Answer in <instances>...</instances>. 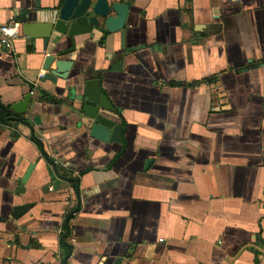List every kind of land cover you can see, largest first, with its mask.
<instances>
[{
  "label": "crops",
  "instance_id": "crops-1",
  "mask_svg": "<svg viewBox=\"0 0 264 264\" xmlns=\"http://www.w3.org/2000/svg\"><path fill=\"white\" fill-rule=\"evenodd\" d=\"M117 1L124 42L82 37L56 86L19 23L35 0H0L21 27L0 45V264H64L63 238L68 264H264V0ZM95 77L120 143L75 109Z\"/></svg>",
  "mask_w": 264,
  "mask_h": 264
},
{
  "label": "water",
  "instance_id": "water-1",
  "mask_svg": "<svg viewBox=\"0 0 264 264\" xmlns=\"http://www.w3.org/2000/svg\"><path fill=\"white\" fill-rule=\"evenodd\" d=\"M130 6L117 0H49L48 5L42 6L41 0H35V6L19 20L23 35L34 44H40L41 68L44 74L39 78L41 83L50 82L58 85L67 80L74 62L65 59L76 50L79 39L96 34L106 37L121 34L122 42L126 38L127 19ZM70 42L71 48L63 49V45ZM82 91L76 95V87H70L76 102L75 109L82 117V123L90 131L92 138L104 143H120L122 125L113 120L115 107L109 101L102 89L101 78L88 79L83 84ZM80 91V90H79ZM30 96L23 102L12 106L10 114L13 120L24 123L21 116L25 115ZM0 115L8 118V114L0 111ZM55 169L57 166L51 162ZM32 168L26 173L23 183L28 180ZM76 183L79 181L69 180ZM79 196V192L77 191ZM33 204L14 208L12 217L20 219ZM68 249L64 264H68L72 248L62 239Z\"/></svg>",
  "mask_w": 264,
  "mask_h": 264
},
{
  "label": "built area",
  "instance_id": "built-area-1",
  "mask_svg": "<svg viewBox=\"0 0 264 264\" xmlns=\"http://www.w3.org/2000/svg\"><path fill=\"white\" fill-rule=\"evenodd\" d=\"M21 35V27L19 24L0 26V45L5 49H11L13 39Z\"/></svg>",
  "mask_w": 264,
  "mask_h": 264
}]
</instances>
